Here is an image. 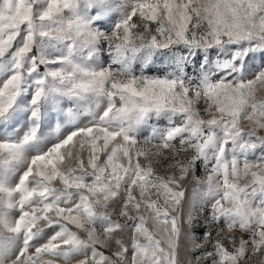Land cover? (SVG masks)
I'll use <instances>...</instances> for the list:
<instances>
[{
    "label": "snow or ice",
    "instance_id": "1",
    "mask_svg": "<svg viewBox=\"0 0 264 264\" xmlns=\"http://www.w3.org/2000/svg\"><path fill=\"white\" fill-rule=\"evenodd\" d=\"M0 264H264V0H0Z\"/></svg>",
    "mask_w": 264,
    "mask_h": 264
}]
</instances>
